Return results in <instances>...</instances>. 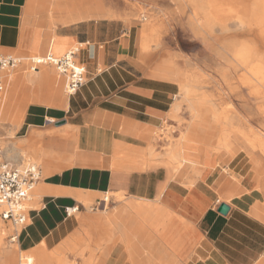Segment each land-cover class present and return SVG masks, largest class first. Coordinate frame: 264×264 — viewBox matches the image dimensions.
Masks as SVG:
<instances>
[{
	"label": "crops",
	"instance_id": "1",
	"mask_svg": "<svg viewBox=\"0 0 264 264\" xmlns=\"http://www.w3.org/2000/svg\"><path fill=\"white\" fill-rule=\"evenodd\" d=\"M79 1L84 0L52 5L66 22L76 21L52 33L33 23L31 0H0V55L25 52L61 58L77 45L74 58L87 77L73 95L61 89V76L54 74L51 65H40L32 73L24 62L8 78L10 104L17 100L18 87L28 89L14 131L25 146L41 140L44 147L36 157L44 176L36 184L39 192L34 194L36 207L30 209V222L15 241L19 250L34 264H69L59 252L61 247L76 234L88 228L104 230L112 221L102 215L108 204L99 214H90L82 202L96 203L101 195L112 193L126 199L119 207L120 223L113 237L128 240L137 224L145 223L163 252L132 254L118 245L95 256L98 264H149L153 257L178 264H264V215L252 197L242 195L244 190L249 192L243 178L238 183V177L212 167L215 156L209 143L189 133L167 153L165 164L173 173L177 160L192 165L195 173L196 167H203L190 185L168 181L159 167L141 171L148 163L134 155L144 154L142 150L151 144L149 133L163 126L174 108L177 87L167 81L173 79L164 76L161 65L153 73L157 78L143 73L133 55L137 47L132 28L118 20L87 19L105 14V6L94 0L101 8L84 15ZM148 31L152 28L144 25V52L150 42ZM252 172L259 181L260 176ZM258 187L264 193V184ZM221 204L229 208L226 215L217 211ZM75 206L80 221L65 212ZM89 260L87 254L78 264ZM3 262L16 264L14 250Z\"/></svg>",
	"mask_w": 264,
	"mask_h": 264
},
{
	"label": "rangeland",
	"instance_id": "2",
	"mask_svg": "<svg viewBox=\"0 0 264 264\" xmlns=\"http://www.w3.org/2000/svg\"><path fill=\"white\" fill-rule=\"evenodd\" d=\"M57 1L62 0H31L33 23L52 33L61 26L75 23L66 22L63 14L52 10V5ZM98 1L105 6L106 13L87 19H113L126 28H132L137 47L133 55L143 73L155 77L153 73L161 65L164 76L174 80L167 81L175 83L177 87L174 108L163 126L149 133L151 144L142 150L144 154L134 155L148 163V167L141 171L159 167L165 172L168 181L176 179L182 184L193 183L192 179L202 170V166L196 167L199 171L195 173L192 165L177 160L174 166L178 169L173 173L171 167L165 164L167 153L174 148L172 144L178 145L190 133L197 140L210 144L209 148L215 156L212 167L233 179L238 177V183L243 178L245 185H249V192L244 190L242 195L252 197L254 206L264 215V193L258 187L259 183L264 184V0ZM144 25L152 28L151 32H147L150 42L146 52L141 50ZM75 49H79V46L71 48ZM15 55L39 56L25 52ZM25 63L23 66L27 68L28 63ZM49 67L57 75L56 69ZM180 79L186 81L184 88L180 86ZM60 82L65 93L62 76ZM17 89H20L17 90V100L10 104V86L7 82L0 112V148L4 152L8 148H15L18 153L15 160L36 164L43 177V167L36 161L39 149L44 150L42 141L38 140L27 147L14 131L23 110L21 101L28 96V89L24 86ZM188 89L191 91L189 94ZM200 101L213 116L220 119L219 123L215 124L213 118L207 115L205 122L195 118L192 109ZM217 139H222L223 145L226 142V148L221 143L217 144ZM188 151L189 155L197 156L193 150ZM252 169L256 176H260L259 181L253 179ZM34 194L33 189L28 201L30 209L36 207ZM107 196L109 203L102 215L105 221L112 220L110 224L101 231L95 232L88 228L76 234L61 247V256L69 264H78V260L88 254L91 258L88 264H98L97 260H93L95 256L116 246L118 248V245L132 254L141 251L155 253L154 250L163 252L145 223H138L136 232L128 234L129 241L119 236L114 238L112 234L116 231L115 226L120 223V219L116 218L119 207L126 199L112 193ZM103 197L100 196L101 199ZM82 203L87 213L99 214L100 209L92 211L94 201ZM74 214L80 221L81 215ZM13 233V227L0 220V264H4L5 256L11 250H14L16 264L25 258L16 242L10 241ZM154 258L157 257L149 260V264H178L169 259L159 261ZM197 262L201 260L197 258Z\"/></svg>",
	"mask_w": 264,
	"mask_h": 264
},
{
	"label": "built area",
	"instance_id": "3",
	"mask_svg": "<svg viewBox=\"0 0 264 264\" xmlns=\"http://www.w3.org/2000/svg\"><path fill=\"white\" fill-rule=\"evenodd\" d=\"M78 49L68 51L61 58L46 56L18 57L0 55V112L4 104L5 90L8 77L15 72L21 64L28 63L30 71H37L40 65H52L65 81V91L68 95L75 94L87 80L85 69L76 62L74 56ZM41 180V169L34 163L6 158L5 152L0 148V220L9 223L14 233L10 241L15 242L18 234L29 223L28 201L30 193ZM109 203L105 195L96 202L92 210L104 209ZM78 206L66 208L67 215L76 213Z\"/></svg>",
	"mask_w": 264,
	"mask_h": 264
},
{
	"label": "bare ground",
	"instance_id": "4",
	"mask_svg": "<svg viewBox=\"0 0 264 264\" xmlns=\"http://www.w3.org/2000/svg\"><path fill=\"white\" fill-rule=\"evenodd\" d=\"M78 4H79L78 5V8H82V11H83L82 14H84V15L88 14L89 12H92L94 10L99 9V7L101 8V6L97 2H95L94 0L79 1ZM36 58L39 59V57H36ZM53 58H55V57H53ZM45 65H48V64H45ZM28 70H29V68H28ZM29 72L34 73L36 71H30L29 70ZM185 83H186L185 79H182V80L180 79V86H181V88H184ZM187 93L189 94V93H191V91L188 89L187 90ZM192 110L194 111L195 118L197 120L201 121V122H205L206 117H210V118L212 117L213 118L212 121L215 124L219 123V121H220L219 118H216L215 116L212 115L213 113H211L210 109L206 108L205 105L201 101ZM207 113H209V115ZM217 141H219L218 144L221 143L222 147L225 148V145H223V142H222L223 140L222 139H217ZM13 150H15V148H8V149H6L5 154H6L7 158H9V159H17L18 158V154H16ZM179 152H181V151H179ZM36 161H38V160H36ZM34 192H35V194H37L39 192V187L38 186H35ZM21 264H34V259L32 257L31 258L26 257V258H24V259L21 260Z\"/></svg>",
	"mask_w": 264,
	"mask_h": 264
},
{
	"label": "water",
	"instance_id": "5",
	"mask_svg": "<svg viewBox=\"0 0 264 264\" xmlns=\"http://www.w3.org/2000/svg\"><path fill=\"white\" fill-rule=\"evenodd\" d=\"M64 122H58L56 125L59 126L61 124H63ZM218 213L222 214V215H226L229 211V208L227 205L225 204H221L219 205L218 209H217Z\"/></svg>",
	"mask_w": 264,
	"mask_h": 264
}]
</instances>
